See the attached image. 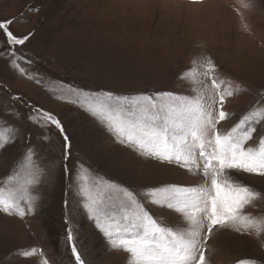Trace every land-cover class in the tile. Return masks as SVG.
<instances>
[{"label":"rangeland","instance_id":"374dc122","mask_svg":"<svg viewBox=\"0 0 264 264\" xmlns=\"http://www.w3.org/2000/svg\"><path fill=\"white\" fill-rule=\"evenodd\" d=\"M0 20H13L11 28L17 35L33 33L25 46L16 49L25 54L17 62L26 74L0 57V112H26L15 97L51 111L64 123L74 157L86 161L77 169L70 194L68 179H61L59 169V136L42 148L37 163L50 174L41 177L30 202H20L32 211L26 212L24 220L0 214V264H37L19 255L27 247L36 249L39 264L44 260L77 264L72 243L86 264H128V254L111 249L83 208L88 195L107 198L109 193L99 182L112 178L141 190L157 183L197 185L201 179L176 165L145 160L114 143L82 110L93 102L84 91L100 89L117 95L174 91L200 97L207 107L213 94L227 96L238 85L241 91L225 103V109L235 115L220 122L222 130L228 131L264 96V0H0ZM203 55L223 70L215 88L202 75L207 70L200 64ZM189 68L194 69L189 79L178 78ZM5 127L0 118V131ZM33 139L39 144L38 135ZM22 151L23 145L18 144L0 153V177L14 160L19 169L24 163L23 157L17 160ZM45 160L48 163H42ZM243 179L264 188V179ZM248 211L259 225L264 203ZM175 220L174 215L166 218L170 223ZM191 227L184 222L176 230ZM69 231L72 242L67 240ZM208 243L201 251L211 264L241 260L264 264V241L258 236L220 229Z\"/></svg>","mask_w":264,"mask_h":264},{"label":"snow or ice","instance_id":"6c2138e0","mask_svg":"<svg viewBox=\"0 0 264 264\" xmlns=\"http://www.w3.org/2000/svg\"><path fill=\"white\" fill-rule=\"evenodd\" d=\"M13 23V20H0L3 41L0 57L16 63L14 70L23 75L26 68L17 58L25 54L16 49L25 46L33 33L17 35L11 28ZM200 64L207 69L202 75L209 77L215 88L223 70L207 55L200 58ZM193 71L186 69L178 73V78L187 80ZM240 91L237 85L227 96L213 94L207 107L200 97L174 91L152 95H117L100 89L84 91L93 102L82 110L104 128L114 143L145 160L176 165L201 179L197 185L157 183L144 185L141 190L112 178L99 182L109 193L107 198L88 195L83 208L96 229L110 241L111 249L128 254V264H211L201 248H207L210 238L220 229L250 238L258 236L264 241V216L257 225L248 211L264 203V188L257 189L243 179L244 176L264 179V96L257 93L259 101L228 131H223L220 123L235 115L225 109V103ZM15 99L27 111L0 112L6 124L5 130L0 131V153L22 144L23 151L17 160L23 157L24 163L17 170L14 160L4 177H0L3 180L0 214L17 215L24 220L26 212L32 209L22 208L20 202H30L41 177L50 174L37 160L42 148L52 144L54 135L62 142L59 169L61 179H68L70 194L77 169L84 167L86 161L74 157L71 138L57 116L22 97ZM34 135L39 136V144L34 141ZM88 168L92 166L89 164ZM233 176L238 179H232ZM172 215L175 222H166ZM184 222L191 229L176 230ZM67 240H73L71 231ZM71 248L77 264H86L75 243ZM19 255L39 264L34 247L22 249ZM43 264H48L47 260ZM239 264L253 262L241 260Z\"/></svg>","mask_w":264,"mask_h":264}]
</instances>
